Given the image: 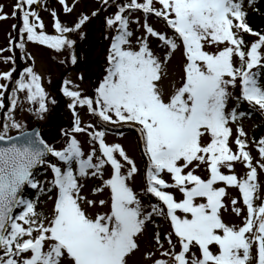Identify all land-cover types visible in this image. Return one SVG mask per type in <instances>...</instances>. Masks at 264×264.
Segmentation results:
<instances>
[{
	"label": "snow or ice",
	"instance_id": "snow-or-ice-1",
	"mask_svg": "<svg viewBox=\"0 0 264 264\" xmlns=\"http://www.w3.org/2000/svg\"><path fill=\"white\" fill-rule=\"evenodd\" d=\"M43 3L17 0L11 16L20 24L12 26L18 36L10 44L18 43L20 50H26L27 42L57 51L71 49L75 41L66 34L81 30L109 7L115 12L106 15L104 23L114 35L105 74L92 95L63 81L73 123L61 129V148L16 116L20 92L39 119L49 112V102L57 103L49 101L43 78L30 66L15 80V67L0 72V264H129L148 236L149 225L150 242L160 250V258L152 259L153 251L145 254L152 264H264V194L242 125L252 113L239 110L247 102L264 114V32L249 25L244 0H101V7L91 15L81 14L74 27L62 24L53 10L56 35L43 30L32 8ZM59 3L65 13L73 12L74 5ZM255 4L248 0V7L259 11ZM138 12L143 22L138 16L133 19ZM152 16L163 29L149 22ZM7 18L0 7V20ZM132 23L143 29L139 35L130 28ZM246 34L256 37L250 46ZM177 51L182 57L179 83L166 89L168 66ZM4 60L16 63L13 56ZM71 62L76 63L74 54ZM230 101L234 107L229 108ZM78 108L86 109L95 123L82 125ZM232 125L237 126V151L230 147ZM125 127L137 133L147 161L139 192L132 186L139 173L135 160L120 143L106 141L113 129ZM13 130L16 135L10 134ZM76 134L89 137V152ZM255 143L264 160V137ZM235 162L245 164V176L221 171L232 170ZM256 163L264 170V162ZM201 165L209 170L206 179L195 174ZM108 168L110 178L105 179ZM88 179L101 181L91 190L93 196L107 190L108 198L84 195ZM221 182L224 186H218ZM228 186L239 190L246 206L230 198L231 211L241 217L242 226L222 218L221 210L228 211ZM170 189L178 190L182 199ZM48 202L49 212L39 210ZM104 206L107 212H89ZM158 220L168 223L167 232L159 231Z\"/></svg>",
	"mask_w": 264,
	"mask_h": 264
},
{
	"label": "rangeland",
	"instance_id": "rangeland-1",
	"mask_svg": "<svg viewBox=\"0 0 264 264\" xmlns=\"http://www.w3.org/2000/svg\"><path fill=\"white\" fill-rule=\"evenodd\" d=\"M16 2L17 0H0V7H2L4 13L8 14L7 19L0 20V49L4 50L0 51V57L13 56L16 59V63H18L19 65H25L24 67H34V70L43 78V86L49 94V101H51L52 99H55L57 101L55 105L49 102V112L44 116L48 121H51V123H53L50 130H46V135L48 136L51 142L57 143L58 148H61L64 146V142L62 140L52 139L55 138L56 135H59V130L57 128L58 121L56 120L55 115L56 113H58L57 111L60 110L61 113H58V116L63 117L65 113H69V118L71 119V121L73 118L71 110L67 107V104L70 102V100L63 94V81L65 79L70 80L73 82L72 85H69L70 88L73 85L78 84L80 85V89L84 94H93L94 88L97 86L98 81L105 74L104 69L106 67V57H104V55L107 56L108 48L110 46V37L114 35L112 31L106 28L104 18L106 15L113 14L115 12V8L109 7L106 11L102 10L97 17L91 18L90 21L87 22L81 30L72 32L73 34L71 35V37H69V33L66 34L69 38H72V40L75 41V44L71 49L65 47L63 50L57 51L44 45H39L33 42H27L26 50L23 51L24 53L26 51L29 55H25V57H18L15 51V49L18 48V43L10 44V41H16V38L18 36L17 30L14 29L12 26L20 24L18 18H13L11 16V13L13 12V6ZM66 2L69 4V6L74 5L73 12L65 13L63 11V6L59 3V0H44L43 4L32 6V8L39 13L45 25L43 30L47 34H58L55 31L54 18L51 15V12L53 10L56 11L57 16L62 24L67 27H74V24L78 22V19L81 14L91 15L92 11H95L101 7V0H66ZM117 2L119 3L121 2V0H117ZM246 2H248V0H244L245 8L248 9V13H251L252 8L247 7L248 4H246ZM136 16H138L141 19V22H143L142 13H136L133 19H135ZM149 22L157 29L164 28V25L153 16L150 17ZM85 27L86 30L90 33L89 35L93 36L92 40H88L83 37L84 34L82 35V33H84ZM130 28L136 30V35H139L140 32L143 31V29L137 30V25L135 23H132L130 25ZM103 32H105V34L107 35L106 43L108 44V46L106 44L105 46H107L108 48L106 50L102 48L104 45L101 44V40H99ZM75 38H77V42ZM133 39H135V36L133 37ZM255 39L256 37H252L250 44L254 42ZM11 47L13 48V51L9 50V48ZM151 47H153L154 49L157 48L155 41L151 43ZM73 54L76 56L75 64L71 62V57ZM181 63L182 57L180 52L177 51L168 66L169 76L167 79L164 80V87L166 89H170L171 84L173 82L179 83L181 75ZM10 65L13 64L11 62H5V60L0 58V72L10 71ZM23 69L21 70V72L23 71ZM80 76H83V80L79 79ZM3 82L4 81H0V83ZM8 94L10 95L9 92ZM236 94H239V89L236 90ZM18 98V103L21 105V107L17 108L16 116L18 119H23L24 122H26L31 115V111H29V109L32 106L29 105L28 102L25 100V93H18ZM5 105L7 107L6 99ZM234 106V101H230L229 108ZM78 111L82 119V125L87 123H95V118L91 114H89L86 109L78 108ZM3 114L4 110H0V118L3 117ZM53 115L54 117L52 118ZM67 120L69 122V119ZM261 122L263 123L262 127L260 125ZM242 125L245 132L247 133L248 139V146L246 150L250 152L251 156L253 157V164L258 168V182L261 185V192L262 194H264V170H260L256 163L257 161L264 162V160H261L257 144L255 143V141H258L261 137H264V114H261L259 112L256 116H252L251 118H245L242 121ZM232 127L233 136L230 138V147L233 149V151H237L238 148L234 143V138L237 134V126L232 125ZM118 132H123L124 135L120 136L118 135ZM13 133H15L14 130L10 134ZM76 135L77 139L81 142L83 146V150L86 153L89 152V137L86 134ZM106 141L108 143H120L125 147L129 156L135 160L139 168V173L136 175L135 182L132 186L136 191H141L144 187V170L146 171V165L144 168V157L143 155H141L142 149L140 148V144L137 142V133L135 132V130L131 128H129V130H125L124 128L113 129L107 135ZM145 163H147V161H145ZM221 170L222 172H224V174H236L238 178L245 176L248 171L245 164L241 162H235L234 168L232 170H229L227 168H222ZM109 172L110 168L105 170V179L110 178ZM195 174L200 175L202 178L205 179L208 178L210 175L209 170L204 165H201V167L197 168ZM48 175L50 176L51 174L49 173ZM164 177L170 181V177L168 175H165ZM85 183L86 187L83 189L84 195H87L89 198L96 200L108 198L107 190L103 194H97L95 196L91 194V190L101 183L100 180L88 179ZM218 186L224 185L221 182ZM170 190L174 192L177 200L182 199V194L179 193L178 190ZM227 192L228 196L224 198V202L226 205H228V211H224L223 209L221 210L222 218L229 225L242 226L241 217H238L234 212H232L230 206V198H235L238 200L237 206L246 209V206L242 205V195L236 187L232 186L227 187ZM142 199H144L145 203H147V198L142 197ZM38 207L39 210L49 212L52 208V204L51 202H48L47 204H41ZM107 211V206L97 207L95 209L89 210L91 214ZM163 222L165 225L162 228V232L165 233L169 230V225L165 221ZM152 231L153 226L149 225L148 236L141 239L140 250L136 252L134 256L131 257L129 264H152V260L145 258V254L148 251H153L156 253V255L152 259L160 258V250H158L157 247L150 242ZM165 247H167L166 244ZM211 248L212 250H214V253L218 250L217 246L215 245L211 246ZM193 251L196 252L197 256L200 255L197 249H193Z\"/></svg>",
	"mask_w": 264,
	"mask_h": 264
},
{
	"label": "trees",
	"instance_id": "trees-1",
	"mask_svg": "<svg viewBox=\"0 0 264 264\" xmlns=\"http://www.w3.org/2000/svg\"><path fill=\"white\" fill-rule=\"evenodd\" d=\"M111 2V0H110ZM255 8L259 9V11H255L253 15H248L247 16V20H248V23L249 25L256 31H262L264 32V0H256V6ZM18 21L20 22V20L18 19ZM100 33V31H99ZM114 34V32H112ZM73 33H69V37H71ZM84 38L88 39V40H92L93 39V36L92 35H89L90 33L86 30V27H85V30H84ZM107 35L105 34V32H103V34L100 36L99 40H101V44H103L104 46L102 47L103 49H107L108 47V44L106 43L107 39H106ZM72 39V38H70ZM76 39V42L78 41L77 38ZM245 39V42L246 44H249V39L248 38H244ZM98 42V41H97ZM105 44L107 46H105ZM11 49L10 51H13V48H9ZM18 57L20 56H24L25 57V53L23 50H20L19 48H16L15 49ZM104 57H106V55H104ZM4 60V57H0ZM25 65H19L18 63L14 64V65H10V70L15 67L16 68V72L13 73V78L14 80L15 79H18V73L21 72V70L24 68ZM261 83H264V76H262L261 78ZM12 87H15L14 83L10 84L9 85V93L11 95V88ZM8 92L6 93V100H7V107L10 106V101L7 99V97H10V95L8 94ZM247 107H249V105H246ZM58 113H61L60 110L57 111ZM58 113H56L55 115V118L56 120L58 121L57 123V128L59 130V135H56L55 138H52L53 140H61V129L62 128H68L72 125L73 123V120L71 121V119L69 118V113H65V115L63 117H60L58 116ZM30 117L29 119L25 122L28 127H31L33 125H35L36 123H42L43 124V127L45 130H50L51 126L53 125V123H51V121H48L45 117L43 119H39L37 118L33 112H30ZM54 117V115L52 116V118ZM69 119V122L68 120ZM125 130H129V128H124ZM55 135V133H54ZM28 195H34V193H31L29 192ZM159 223H161V228L159 229V231L162 232V228L164 226L163 224V220H158ZM163 233V232H162Z\"/></svg>",
	"mask_w": 264,
	"mask_h": 264
},
{
	"label": "water",
	"instance_id": "water-1",
	"mask_svg": "<svg viewBox=\"0 0 264 264\" xmlns=\"http://www.w3.org/2000/svg\"><path fill=\"white\" fill-rule=\"evenodd\" d=\"M35 128H37L38 130H40V126H36Z\"/></svg>",
	"mask_w": 264,
	"mask_h": 264
}]
</instances>
